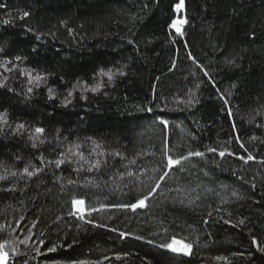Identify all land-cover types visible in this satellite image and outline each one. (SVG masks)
<instances>
[{"label": "trees", "instance_id": "1", "mask_svg": "<svg viewBox=\"0 0 264 264\" xmlns=\"http://www.w3.org/2000/svg\"><path fill=\"white\" fill-rule=\"evenodd\" d=\"M178 2L0 0V58H26L0 66L7 264H264V0H185L176 14ZM177 18L183 35L170 27ZM159 119L172 153L204 156L177 166L145 208L111 207L134 203L147 191L139 181L162 174ZM37 127L45 131L33 140ZM26 166L41 171L28 178ZM74 198L97 211L81 219ZM173 235L192 255L158 247Z\"/></svg>", "mask_w": 264, "mask_h": 264}, {"label": "snow or ice", "instance_id": "2", "mask_svg": "<svg viewBox=\"0 0 264 264\" xmlns=\"http://www.w3.org/2000/svg\"><path fill=\"white\" fill-rule=\"evenodd\" d=\"M184 6H185V0H179V2L176 3L174 7H175L176 12L179 13L184 8ZM4 7H6V5L3 3H0V8H4ZM29 15H30V13L25 11L20 16V19H24V18L28 17ZM9 22L10 21H8V20L4 21L5 24H7ZM185 23H187L186 19L177 18V19H174L172 21L170 27L175 29L177 34L183 35V32L181 30V26ZM28 31L31 32L32 29L29 28ZM36 38L39 40L40 36L37 35ZM130 43H131V41H130ZM3 52H4V48L0 47V54H2ZM190 55L191 54H189V56ZM23 59H26V58L21 57V56H15L14 58L3 57V58H0V66H3L6 68V70L10 71L11 69L7 68L6 67L7 65L12 64L15 66V62L22 61ZM194 62H195V60H194ZM228 63H233V61L230 60V61H228ZM198 67H200L201 70H203L202 65H198ZM21 74L27 75L29 77V82H31L33 79H35L37 84L44 79V77L39 75V74H37L36 76L33 77L32 72L29 70H21ZM103 74L106 75L109 80H111L113 78V75H114V73H112L111 70L109 72L103 73ZM119 75H124V73L122 71H120ZM204 75L209 76V73L206 70H204ZM0 86H3V84H0ZM197 87H199V85H197ZM28 91L31 92L32 88H29ZM49 92H51V89H49ZM69 95H71V93H69ZM220 98L222 100H224L225 105L228 104V100L224 98L223 94H221ZM147 111L151 112L152 109L148 108ZM228 114L231 115V109L230 108L228 109ZM5 115L6 114H0V121H4L6 123ZM159 124L162 126L161 127L162 152L164 155V160L162 161L163 167L160 169V171H162V174L155 178V183L152 184L151 186L144 183V181H142V180L139 181V183L143 186V188H146L147 191L140 198L136 199V201L134 203L115 204V205H111V207L124 208V209L130 208L132 211H135L138 208H140V209L145 208L146 202L158 194V190L161 188L162 182H164L166 180V178L170 176L172 171L175 168H177V166H180L179 170L183 171L182 162L188 161L192 157H203L204 156V153L201 151H191V150L187 151L186 154H181V155H175L174 153H172V150L169 148L168 132H167V129L169 127V122L165 119H159ZM233 127L235 128V124H233ZM17 128L23 129L24 125L20 124L17 126ZM34 131H35V134H37V135L32 136L31 138L33 140H39L40 139L39 134H43L45 130L41 127H37V128H35ZM238 139L239 138L237 137V140ZM41 142H43V141H41ZM33 147H36V143H33ZM77 147H79V146H77ZM240 147L244 148V145L241 143ZM69 151H71V149H69ZM207 151L208 152H218V155L220 157H224L226 155V152H227L226 149L222 150V151H218L216 148H208ZM245 151H247V149H245ZM227 154L230 156L235 155L234 153H230V152H228ZM79 155H80L81 159H83V154L79 153ZM101 155H103V153H101ZM115 155L119 156L121 154L117 152V153H115ZM61 156H63V153H61ZM237 158L240 160H243L245 162L255 159V157H253L250 153L247 155V157L239 156ZM41 160L43 161L42 157H41ZM69 162H71V161L69 160ZM49 163H53V161H49ZM54 163H55L56 167L59 168L63 163H65V160L64 159H57L56 161H54ZM130 163L136 164V160H132V161H130ZM93 167H95L96 169H99L100 161L97 160L95 162V164L90 165L88 168V171H92ZM40 171H41V169H39V168H36L34 171H30L29 167L26 166L23 169L22 175L26 174L28 178H31L34 175H37ZM145 173H146V170L141 171V175H144ZM11 175L16 176L17 173L11 172ZM135 175L136 174L133 173L132 171L127 172V176H129V177H134ZM2 179H6V176L0 175V180H2ZM136 179L139 180V177H136ZM69 183H72V181H69ZM135 187H136V183L134 181L133 182V189H135ZM7 190L8 191H14L15 189L9 188ZM177 191H179V189H177ZM233 195L235 196L236 193L233 192ZM180 202L184 203L183 200H181ZM189 203H191V201H189ZM72 205L74 208V212L78 213L79 217L81 219H84L85 216L90 215L91 212L97 211V209L95 207H86L84 199H75L74 198L72 200ZM70 214H72V213H70ZM20 219L23 220L24 218L21 216ZM89 222H91V221H89ZM225 222L228 223V221H225ZM205 223H207V221H205ZM35 226H36L35 223H33L32 227H35ZM17 227H19V222H17ZM0 230H2V226H0ZM166 232H167V229H165V233ZM41 235H43V234H41ZM120 235H121V237H123L125 235V233L121 232ZM31 238H32L31 235H28L25 237V239L20 240L19 243L20 244H27L28 240H30ZM38 243L42 246L44 241L40 240ZM149 243H152V241H149ZM252 243L253 244L257 243L255 238L252 240ZM14 245H15V241H13V248H12V255L13 256L17 255V250H16ZM6 247H7V243L0 244V264H7V262H8L9 252L5 250ZM158 247L163 248V249H167L168 251H170L171 253H174V254L190 256V255H192L193 244L190 242H186L185 239H178L175 235H173L168 242L159 244ZM35 251H36L37 255H43V253L40 252L39 247L35 248ZM47 251L48 252H55L56 248L50 247L47 249ZM20 255H25V254L21 253ZM24 264H27V260H24ZM73 264H75V262H73ZM81 264H83V262H81Z\"/></svg>", "mask_w": 264, "mask_h": 264}, {"label": "rangeland", "instance_id": "3", "mask_svg": "<svg viewBox=\"0 0 264 264\" xmlns=\"http://www.w3.org/2000/svg\"><path fill=\"white\" fill-rule=\"evenodd\" d=\"M179 13H180V12H179ZM179 13L176 12V14H179ZM181 27H182V26H181ZM181 30H182V28H181ZM183 30H184V29H183ZM183 30H182V31H183Z\"/></svg>", "mask_w": 264, "mask_h": 264}, {"label": "built area", "instance_id": "4", "mask_svg": "<svg viewBox=\"0 0 264 264\" xmlns=\"http://www.w3.org/2000/svg\"><path fill=\"white\" fill-rule=\"evenodd\" d=\"M181 28H182V30H183V29H184V26H182Z\"/></svg>", "mask_w": 264, "mask_h": 264}]
</instances>
